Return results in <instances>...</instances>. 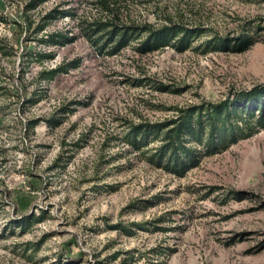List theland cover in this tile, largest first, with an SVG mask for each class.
Returning <instances> with one entry per match:
<instances>
[{"label": "rangeland", "instance_id": "rangeland-1", "mask_svg": "<svg viewBox=\"0 0 264 264\" xmlns=\"http://www.w3.org/2000/svg\"><path fill=\"white\" fill-rule=\"evenodd\" d=\"M29 3L0 0V264H264V128L183 177L127 142L130 125L264 87V0ZM111 20L203 35L183 53L140 54L143 36L111 56L85 34ZM240 37L243 52L206 51Z\"/></svg>", "mask_w": 264, "mask_h": 264}, {"label": "trees", "instance_id": "trees-1", "mask_svg": "<svg viewBox=\"0 0 264 264\" xmlns=\"http://www.w3.org/2000/svg\"><path fill=\"white\" fill-rule=\"evenodd\" d=\"M49 0H30L29 8ZM57 11L47 15L54 18ZM59 16L64 19L70 12ZM85 34L97 45L102 42L103 54L116 55L135 39H141L136 51L148 54L167 47L177 52L190 50L203 32L180 25L165 26L154 29L150 25L144 27H128L115 21H96L86 25ZM43 31V29H41ZM139 36V37H138ZM72 38L61 34H51L41 42L46 45H64ZM251 45L250 38L240 37L230 45L226 40L213 38L208 41L206 51L243 52ZM234 46V47H232ZM43 58H54V54L42 55ZM69 73L65 67H59L47 73V79L53 75ZM166 91V86L158 87ZM37 122L32 123V127ZM264 128V87H256L250 91L235 94V97L221 103H205L176 109L174 117L161 123H141L129 126L127 142L132 151L142 153L147 162L158 169L174 176L183 177L191 170L198 168L205 157H212L229 150L241 139L252 137L259 129ZM154 143L156 147L150 148ZM27 217V216H26ZM17 221L20 228L27 225ZM141 227V225H135ZM129 233L128 228L116 226Z\"/></svg>", "mask_w": 264, "mask_h": 264}]
</instances>
